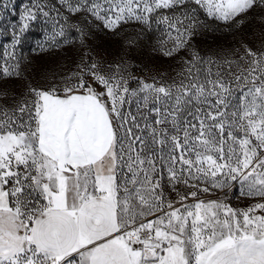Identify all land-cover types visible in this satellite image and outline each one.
Returning <instances> with one entry per match:
<instances>
[{"label":"snow or ice","instance_id":"snow-or-ice-1","mask_svg":"<svg viewBox=\"0 0 264 264\" xmlns=\"http://www.w3.org/2000/svg\"><path fill=\"white\" fill-rule=\"evenodd\" d=\"M0 9L15 14L12 0ZM37 21L51 29L40 51L81 53L42 83L17 52ZM128 25L145 39L163 25L154 50L189 53L174 77L92 58L94 28L120 37ZM11 28L0 264H264V0H29ZM210 32L235 46L201 55L194 41Z\"/></svg>","mask_w":264,"mask_h":264},{"label":"rangeland","instance_id":"rangeland-1","mask_svg":"<svg viewBox=\"0 0 264 264\" xmlns=\"http://www.w3.org/2000/svg\"><path fill=\"white\" fill-rule=\"evenodd\" d=\"M29 0H12L15 4V14L11 10L0 9V51L3 46L9 43L11 25L18 23V14L22 7ZM253 29L259 31L258 25L254 24ZM50 25L45 22L37 21L33 23L30 30L24 35L22 44L17 48L18 54H23L32 61L33 69L29 74V79L33 83L43 82L45 75L51 76L53 71L57 73L65 72L74 67V64L80 59V50L78 47H60L51 48L47 52L40 51L38 45L45 40V33L50 31ZM95 35L90 38V55L93 59L111 62L119 61L121 57L130 64L129 71L137 77H151L163 74L165 76H175L180 70V58L189 55L181 51L173 57H165L162 51H156L158 42L166 36L164 26H153L150 39H145L137 25H128L120 37H113L110 33L101 28L93 29ZM248 39H252V29H249ZM129 41H134L131 46ZM197 49L203 56H212L218 50L223 48L227 50L234 47L233 36L222 33H206L198 36L194 41ZM7 87L16 90H22V82L10 80ZM135 87V82L131 83ZM231 202L243 204L245 201L239 197V191L233 190L230 193Z\"/></svg>","mask_w":264,"mask_h":264}]
</instances>
